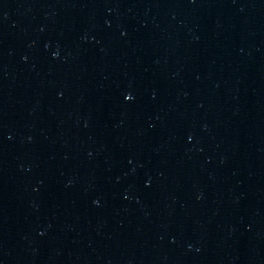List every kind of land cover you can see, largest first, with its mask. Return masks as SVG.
<instances>
[{"label":"water","instance_id":"water-1","mask_svg":"<svg viewBox=\"0 0 264 264\" xmlns=\"http://www.w3.org/2000/svg\"><path fill=\"white\" fill-rule=\"evenodd\" d=\"M236 0H0V264H34L161 78Z\"/></svg>","mask_w":264,"mask_h":264}]
</instances>
